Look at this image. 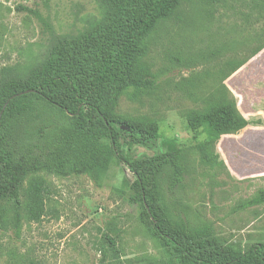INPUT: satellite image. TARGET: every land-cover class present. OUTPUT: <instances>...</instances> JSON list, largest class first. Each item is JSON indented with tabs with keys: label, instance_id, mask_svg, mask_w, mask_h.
Here are the masks:
<instances>
[{
	"label": "rangeland",
	"instance_id": "obj_1",
	"mask_svg": "<svg viewBox=\"0 0 264 264\" xmlns=\"http://www.w3.org/2000/svg\"><path fill=\"white\" fill-rule=\"evenodd\" d=\"M254 1L264 4L183 0L141 46L139 68L155 76V85L129 90L114 112L117 121L158 130L146 147L120 141L119 154L129 163L167 154L166 140L185 150L189 174L183 184L171 190L147 174L149 201L168 206L176 216L188 213L195 224L211 223L217 237L241 248L264 242V205L238 209L264 190V120L256 116L251 122L263 125L222 136L212 152L223 165L212 168L201 162L197 149L207 135L194 129L188 116L229 72V62L245 60L261 45L253 35L264 27V7ZM100 19L96 0H0V71L41 62L56 36L78 37ZM32 109L38 111L16 117L1 136L15 159L56 165L77 149L81 160L104 154L105 141H93L87 130L75 129L49 108ZM39 175L52 190L46 214L39 223L22 219L19 233L12 227L0 230V264H99L105 236L116 241L121 254L111 264H168L142 205L135 202V177L116 158L96 177Z\"/></svg>",
	"mask_w": 264,
	"mask_h": 264
},
{
	"label": "trees",
	"instance_id": "obj_2",
	"mask_svg": "<svg viewBox=\"0 0 264 264\" xmlns=\"http://www.w3.org/2000/svg\"><path fill=\"white\" fill-rule=\"evenodd\" d=\"M96 1L101 19L94 20L85 32L78 37L56 36L45 58L25 70L10 67L0 71V230L12 227L19 233L22 219L41 222L52 190L40 173L59 178L96 177L107 169L109 159L114 157L134 175L135 202L142 205L151 235L159 242L168 264H264V242L247 248L229 245L217 237L211 223L195 224L188 213L176 216L168 206L149 201L147 174H155L157 182L164 180L171 190L182 185L189 174L185 150L178 148L176 142L166 140L167 154L146 158L137 164L129 163L119 154L121 140L146 147L158 138L157 128L151 133L117 121L114 112L120 97L129 90L143 92L155 85V76L150 72L143 74L139 68V59L144 55L141 46L183 0ZM255 5L264 7L256 2ZM253 40L261 45L245 60L229 62V72L199 103L264 50V27L254 33ZM16 95L20 96L13 98ZM23 104L28 107L24 108ZM36 106L51 109L75 129L87 130L93 141H105L104 154L85 156L81 160L77 149L56 165L32 157L15 159L11 151L3 148L1 136L16 117L37 112L32 109ZM188 117L194 129L202 128L207 135V142L197 149L201 162L212 168L216 164L223 165L219 153L212 152L222 136L237 134L251 125H263L262 120H245L234 98L225 103L223 97L207 101L205 107L192 111ZM262 205L264 190L240 204L238 209ZM100 253L99 264H111V260H119L121 255L116 241L109 236L104 237Z\"/></svg>",
	"mask_w": 264,
	"mask_h": 264
},
{
	"label": "crops",
	"instance_id": "obj_3",
	"mask_svg": "<svg viewBox=\"0 0 264 264\" xmlns=\"http://www.w3.org/2000/svg\"><path fill=\"white\" fill-rule=\"evenodd\" d=\"M220 97H223V103L234 98L237 110L245 120L251 122L256 116H261L264 120V50L226 79L217 90L201 102V107H205L207 101Z\"/></svg>",
	"mask_w": 264,
	"mask_h": 264
},
{
	"label": "water",
	"instance_id": "obj_4",
	"mask_svg": "<svg viewBox=\"0 0 264 264\" xmlns=\"http://www.w3.org/2000/svg\"><path fill=\"white\" fill-rule=\"evenodd\" d=\"M20 95H22V94H20ZM20 95H16V96H14L13 98H16V97H18V96H20ZM13 98H12V99H13ZM10 101H11V100H10ZM2 114H3V112H2ZM2 114H1V115H2ZM123 129L125 130L126 128L123 127Z\"/></svg>",
	"mask_w": 264,
	"mask_h": 264
}]
</instances>
